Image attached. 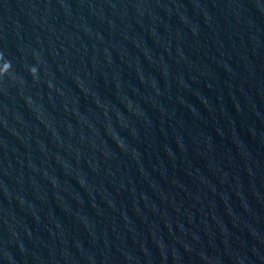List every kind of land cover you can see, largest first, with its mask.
I'll return each mask as SVG.
<instances>
[{"label": "water", "instance_id": "water-1", "mask_svg": "<svg viewBox=\"0 0 264 264\" xmlns=\"http://www.w3.org/2000/svg\"><path fill=\"white\" fill-rule=\"evenodd\" d=\"M0 264H264V0H0Z\"/></svg>", "mask_w": 264, "mask_h": 264}, {"label": "clouds", "instance_id": "clouds-1", "mask_svg": "<svg viewBox=\"0 0 264 264\" xmlns=\"http://www.w3.org/2000/svg\"><path fill=\"white\" fill-rule=\"evenodd\" d=\"M8 65H10V64H8Z\"/></svg>", "mask_w": 264, "mask_h": 264}]
</instances>
